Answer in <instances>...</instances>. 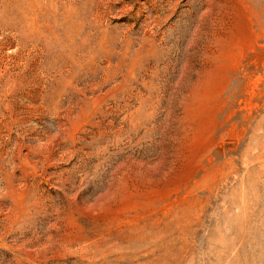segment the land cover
I'll use <instances>...</instances> for the list:
<instances>
[{"label": "rangeland", "instance_id": "obj_1", "mask_svg": "<svg viewBox=\"0 0 264 264\" xmlns=\"http://www.w3.org/2000/svg\"><path fill=\"white\" fill-rule=\"evenodd\" d=\"M11 3L0 264H264V0Z\"/></svg>", "mask_w": 264, "mask_h": 264}, {"label": "bare ground", "instance_id": "obj_2", "mask_svg": "<svg viewBox=\"0 0 264 264\" xmlns=\"http://www.w3.org/2000/svg\"><path fill=\"white\" fill-rule=\"evenodd\" d=\"M0 2L2 3V5L0 6V12L3 14V16L6 19V22L3 21V23H0V32H2L3 36L4 34L5 35L13 34L14 36L19 34L21 38L18 40H22L25 44H27L28 38L30 37L31 34V29H30L31 24L27 20V16L20 13V5H13V3L9 5L11 0H0ZM46 39L53 44L54 39L52 36L47 35ZM4 82L5 81L3 80V78H0V85H4ZM2 89L4 90V95L1 101H4L6 98V91L8 90V88L0 87V95ZM26 98H27L26 92H24L22 94V100L25 101Z\"/></svg>", "mask_w": 264, "mask_h": 264}]
</instances>
